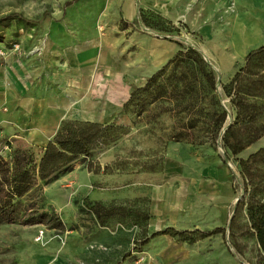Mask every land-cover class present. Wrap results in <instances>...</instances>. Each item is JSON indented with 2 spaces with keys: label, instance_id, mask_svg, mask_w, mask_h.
<instances>
[{
  "label": "rangeland",
  "instance_id": "obj_1",
  "mask_svg": "<svg viewBox=\"0 0 264 264\" xmlns=\"http://www.w3.org/2000/svg\"><path fill=\"white\" fill-rule=\"evenodd\" d=\"M66 2L0 0V31H4V39L0 42V68L8 64L9 57L12 61L22 59L38 65L45 57H49L51 52H56L59 45L53 48L50 39L51 28H44L43 21L65 18L62 15L65 13ZM137 11V30L161 40L164 37H182L186 43L174 39L167 40L174 45L179 46L178 43H181L198 51L197 43L187 30H182L179 36L165 33L168 27L159 22L156 16L158 14L145 7L143 0H137ZM10 15H18L21 18L4 21ZM143 17L150 22V26L143 23ZM123 28V24L117 27L119 30ZM14 46H18L17 50ZM53 62L58 65L60 60ZM178 71L191 70L188 67L171 66L165 74L169 77L166 82L174 83ZM3 72L5 71H0V97L1 93L7 96V89L11 86L7 75L2 77ZM27 72L30 75L23 79L22 85L26 86L27 82L28 90L21 93V97H17L20 107L26 105L28 99L42 94L40 84L45 72L51 73L55 80L58 79L57 71ZM153 74L127 71L120 78L113 74L106 75V101L100 104L95 123L125 126L130 129V133L115 145L96 151L91 159L77 161L72 172L43 185L38 192L26 198L25 203L37 201L40 206L43 204L40 212L54 209L71 230H79L80 233L95 229L106 231L110 235L124 233L128 248L123 251V261L118 264H222L223 260L232 264H263L259 248L248 228L245 210H241L236 219L237 246L230 240L229 228L237 204L245 191L239 175L238 162L229 159L222 147L225 129L215 144L204 132L193 133L194 144L189 143L188 139L173 140L174 135L182 136L186 133L185 123H188L189 119L199 116L184 110L187 97L172 93L153 105L140 120H136L131 109L124 110L132 91L144 86ZM114 77L119 78L129 93L128 99L121 106L109 101V98L112 99L119 93L112 84L116 82ZM221 85L222 83L217 84L218 92L223 104L228 108L229 99L223 98ZM95 98L97 99L96 96ZM6 109L1 105L0 99V113H5ZM228 111L227 127L233 123L232 112L229 108ZM204 122L201 118V123ZM5 124L0 122V155L4 157L9 154L4 142L13 134V129L17 131L14 125L9 127V124ZM50 140L34 139L30 142L46 146ZM200 142L204 143L200 145ZM261 148H264V138L245 150L238 159H246ZM89 161H92L94 171L100 168L99 173L88 172ZM58 181L70 188L73 182L79 181H85L87 186L80 192L72 188L68 196L62 198L63 206L53 207L44 192ZM93 192L96 198L90 200L87 194ZM41 196H44L43 201ZM153 220L163 221V224L157 225L150 232ZM36 228L32 231V227L20 223L11 226L0 225V264L31 263L37 254L34 249H40L41 253H44L54 241H58L61 248L66 246L67 234L52 231L43 239L40 234L46 230L44 225L39 224ZM167 228L204 232L222 228L226 229L227 234L225 237L218 235L193 245L170 241L166 243L164 238L154 241L150 239L154 233ZM32 232L35 235L31 237ZM88 250L108 253L110 248L101 243H91ZM166 259L168 261H165ZM77 264L86 263L78 261Z\"/></svg>",
  "mask_w": 264,
  "mask_h": 264
},
{
  "label": "crops",
  "instance_id": "obj_2",
  "mask_svg": "<svg viewBox=\"0 0 264 264\" xmlns=\"http://www.w3.org/2000/svg\"><path fill=\"white\" fill-rule=\"evenodd\" d=\"M66 1L65 13L62 15L65 18L43 21L44 28H51V43L53 48L59 45L58 50L51 52L38 65L22 59L12 61L9 57L8 64L0 68V71H5L2 77L7 75L11 85L7 89V96L1 93V105L7 109L5 113H0V122L17 128L16 132L12 130L13 134L9 139L21 137L33 144L30 140L52 139L64 120L96 122L99 106L106 101L104 91L107 74L120 78L127 71H141L150 75L166 65L179 50V46L167 39L163 41L136 29L137 0ZM143 2L148 10L164 17L173 25L186 28L198 45V52L206 62L211 63L217 76L221 77L222 84L233 78L251 51L264 46V0ZM121 24L124 26L123 30L117 29ZM108 28L114 30L106 31ZM56 59L60 60L58 65L53 62ZM27 71H57L58 79L55 80L51 73L45 72L40 84L42 94L28 99L26 105L20 107L17 97L28 90L27 82L26 86L22 85L23 79L30 75ZM119 78L112 83L119 93L112 99L109 98V101L121 106L128 99L129 93ZM99 172L100 170L97 173ZM84 182H73L72 188L77 192L84 191L87 186ZM63 184L58 181L44 192L53 207H62V198L72 191V188ZM87 196L90 200L96 198L94 192ZM41 197L43 201L44 196ZM51 211L55 212L54 209ZM60 219L65 228L56 230L44 225L46 230L43 239L52 231H58L67 234L66 246L61 248L59 242L54 241L44 253L40 249V252L34 249L37 254L31 263L21 264H77L78 261L86 264H118L123 261L121 255L128 248L124 233L110 235L97 229L80 233L79 230H71L62 217ZM162 222L153 220L150 232ZM37 226L30 227L35 231ZM33 234L32 232L31 237ZM163 238L166 243L170 241L182 244L169 236L150 239L154 241ZM91 243L104 244L110 251L91 252L88 250ZM153 245L154 243L152 249ZM222 264L232 263L223 260Z\"/></svg>",
  "mask_w": 264,
  "mask_h": 264
},
{
  "label": "trees",
  "instance_id": "obj_3",
  "mask_svg": "<svg viewBox=\"0 0 264 264\" xmlns=\"http://www.w3.org/2000/svg\"><path fill=\"white\" fill-rule=\"evenodd\" d=\"M156 16L160 23L168 27L165 33L179 36L182 30H186L182 25L177 28L164 17ZM17 18L21 16L10 15L4 21ZM143 23L150 26L144 17ZM3 39L4 31H0V42ZM178 44V52L166 65L148 78L144 86L132 91L124 110L131 109L136 120H140L153 105L172 93L187 97L188 101H183L184 110L199 116L189 119L185 123L187 126L183 137L174 135L173 140L188 139L189 143L194 144L193 133L204 132L215 144L226 129L222 147L229 159L238 162L245 191L229 229L230 240L237 246L236 219L241 210H245L248 228L264 264V148L246 159H238L245 150L264 138V46L251 51L233 78L221 85L223 98L229 99L228 108L233 115V123L227 127L229 112L218 92L216 72L197 50ZM171 66L188 67L191 71H178L177 80L169 84L166 82L169 77L165 74ZM201 118L205 120L204 123H201ZM129 133L130 129L121 125L64 120L46 146L31 144L21 137L5 140L9 154L6 157L0 155V225L42 224L49 229L63 230L65 226L54 211L40 212L41 206L37 201H31L28 205L26 198L38 192L43 185L72 172L77 161L91 159L96 151L115 145ZM87 168L95 173L100 170H93L92 161H89ZM220 234L225 237L226 229L204 232L167 228L154 233L151 238L169 236L193 245Z\"/></svg>",
  "mask_w": 264,
  "mask_h": 264
},
{
  "label": "water",
  "instance_id": "obj_4",
  "mask_svg": "<svg viewBox=\"0 0 264 264\" xmlns=\"http://www.w3.org/2000/svg\"><path fill=\"white\" fill-rule=\"evenodd\" d=\"M159 37V36H158ZM164 39H174V40H180L181 42H184V43H186V40L185 39H183L182 37L181 38H179V37H173V38H171V37H164ZM188 44H189V42H187ZM207 63L210 65V66H212L211 65V63H209L208 61H207ZM217 84L218 85H220L221 84V77L220 76H218V81H217ZM220 95V94H219ZM221 96V95H220ZM229 112V111H228ZM226 131V129L224 130V132ZM230 229V228H229Z\"/></svg>",
  "mask_w": 264,
  "mask_h": 264
},
{
  "label": "built area",
  "instance_id": "obj_5",
  "mask_svg": "<svg viewBox=\"0 0 264 264\" xmlns=\"http://www.w3.org/2000/svg\"><path fill=\"white\" fill-rule=\"evenodd\" d=\"M14 48H16V50H17V48H18V46H14ZM44 234V232H41V236ZM135 264H140V262H136Z\"/></svg>",
  "mask_w": 264,
  "mask_h": 264
}]
</instances>
